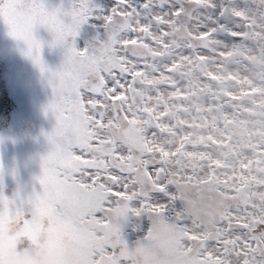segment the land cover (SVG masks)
<instances>
[{
    "label": "snow or ice",
    "instance_id": "6c2138e0",
    "mask_svg": "<svg viewBox=\"0 0 264 264\" xmlns=\"http://www.w3.org/2000/svg\"><path fill=\"white\" fill-rule=\"evenodd\" d=\"M190 2L212 7L210 0ZM139 15L128 0H117L107 15L91 0L68 11H48L42 0H0V17L42 73L48 70L34 29L48 28L55 45L70 44L61 69L48 74L56 127L40 189L27 198L0 192V218L10 209L21 233L13 251L0 250V264L37 257L40 264H264V23L233 33L257 41L258 52L220 51L215 66L185 55L160 70L155 61L172 54L169 38L183 31L185 13L155 17L164 26L159 34ZM90 20L108 38L78 50L76 37ZM211 36L191 39L207 47ZM234 60L247 65L246 75L228 69ZM191 184L214 185L228 207L209 213L207 224L185 209L169 218L181 186ZM171 185L167 204L151 202L149 192ZM133 201L140 206L130 207ZM130 214L152 219L132 250L122 237ZM42 217L53 236L46 253L29 233Z\"/></svg>",
    "mask_w": 264,
    "mask_h": 264
},
{
    "label": "rangeland",
    "instance_id": "374dc122",
    "mask_svg": "<svg viewBox=\"0 0 264 264\" xmlns=\"http://www.w3.org/2000/svg\"><path fill=\"white\" fill-rule=\"evenodd\" d=\"M48 11L62 9L68 11L79 0H42ZM100 0H91L94 9H101ZM210 0L212 7L197 8L190 0H151L150 10L153 17H170L177 10H183L185 15L180 18L181 33L169 38L175 47L170 56L155 61L156 66L163 70L174 59L180 56L202 55L209 59L210 66H215L220 51H236L232 41V31H239L243 21L252 20L261 24L258 12L264 14V0ZM149 0H135V9L140 13L138 19L142 24L150 26L154 34L164 30V26L154 20H146L144 5ZM103 14H109V3H104ZM131 6V5H130ZM239 12L241 18L236 20ZM150 18V15H149ZM100 21H89L81 26L76 37L77 49L84 50L85 44L97 39L106 41L108 36L103 29L95 26ZM101 24V22L99 23ZM215 30V31H213ZM212 32L210 43L205 47L191 39V34ZM34 36L43 44L41 58L48 72H41L33 57L28 54V46L23 40L11 35V29L0 17V192L12 199L19 194L23 198L32 195L33 190H39L38 178L42 175L43 159L53 150L54 145L49 136L54 132L56 120L49 105L53 100L52 88L48 81V74L61 69L70 44L55 45L54 34L44 26L34 29ZM216 37V38H215ZM81 40L84 43L81 45ZM251 40V39H250ZM256 43L251 40V43ZM256 46V45H255ZM252 47V46H251ZM252 51V50H251ZM34 55V53H33ZM243 61L234 60L227 67L230 71L240 75L247 74V68L239 67ZM11 100V101H10ZM30 124L33 126L31 129ZM29 127V128H28ZM154 195L153 203L164 197L160 192H149ZM166 198V197H165ZM140 206L136 204L135 207ZM177 210H179L177 208ZM137 220L139 233L144 235L148 231L149 221L145 218ZM45 218L38 219L29 229V233L41 253H46L53 246V236L44 226ZM128 221H122V237L130 250L138 242L133 241V234ZM171 222V220H169ZM15 220L11 210H6L0 218V250L11 252L15 248V241L21 233L15 231ZM43 231V236L40 232ZM27 264H40L39 258L30 259Z\"/></svg>",
    "mask_w": 264,
    "mask_h": 264
},
{
    "label": "clouds",
    "instance_id": "9594fccd",
    "mask_svg": "<svg viewBox=\"0 0 264 264\" xmlns=\"http://www.w3.org/2000/svg\"><path fill=\"white\" fill-rule=\"evenodd\" d=\"M180 194L185 211L206 224L212 220L209 213L223 212L229 205V202L222 200L214 185H182ZM261 207L264 209V205Z\"/></svg>",
    "mask_w": 264,
    "mask_h": 264
},
{
    "label": "flooded vegetation",
    "instance_id": "af4514ba",
    "mask_svg": "<svg viewBox=\"0 0 264 264\" xmlns=\"http://www.w3.org/2000/svg\"><path fill=\"white\" fill-rule=\"evenodd\" d=\"M99 1V0H98ZM134 1L135 0H128V3H129V5H131V7L132 8H134L135 7V5H134ZM109 3L110 5H112L110 8H109V14H110V12H111V9L113 8V7H115L116 6V3H117V0H100V4H101V9H95L96 11H98V12H100L101 10H103V4L104 3ZM151 8V7H150ZM145 11H147V9H145ZM91 22L93 21V20H90ZM100 23V22H99ZM95 24V26L97 25V26H99V27H101V29H103V32H104V34L106 35L107 34V31H106V29H104L103 27H102V24ZM81 45H83L84 43L82 42V40H81ZM88 46L85 44V49L87 48ZM78 50H81V48L80 49H78ZM30 126H31V129L29 130V131H32L34 128H33V126L30 124ZM29 128V127H28ZM168 194L167 195H165V196H163L164 197V199L163 200H160V201H158L159 202V204H161V203H164V204H167L168 203V201H169V198H170V196L171 195H173V194H175V192H176V188H175V186L174 185H171V186H168ZM166 189V190H167ZM163 194V193H162ZM154 195H152V197H153ZM151 197V198H152ZM166 197V198H165ZM140 202H138V201H133V202H131L130 203V207H132L133 205H136V204H139ZM177 208L179 209V210H177ZM183 209H184V207L182 206V201H176V202H174L173 203V205H172V208L166 213V215L170 218V217H172V216H174V214L176 213V212H181V211H183ZM143 217H144V215H143ZM131 221V223L133 224L131 227H130V231L132 232L131 234H133V241H141V240H143L142 238V236L140 235V236H138L139 235V224H137V222H135V221H137V220H140V218H138L137 216H135L134 214H130L129 215V217H128V219L126 220V221ZM127 225H128V222H127ZM44 234H43V231H41L40 232V236H43Z\"/></svg>",
    "mask_w": 264,
    "mask_h": 264
},
{
    "label": "trees",
    "instance_id": "16d2710c",
    "mask_svg": "<svg viewBox=\"0 0 264 264\" xmlns=\"http://www.w3.org/2000/svg\"><path fill=\"white\" fill-rule=\"evenodd\" d=\"M230 4H233L232 0L230 2ZM264 4L263 2L261 3V5ZM259 16V19L258 20H261V23H264V14H261V12H258L257 13ZM235 18L236 20L241 18L240 16H237L235 14ZM252 22V20H249V21H243V24H242V27L239 28V31H232V41H233V46L236 48V51H240V50H248V51H251V50H255V51H259V48L262 47V45H260L257 41L256 43L254 44H249L251 43V40L250 39H245L243 38L241 35H233V33H244V32H247L248 31V24ZM212 36H213V33H212ZM216 38V37H215ZM256 45V46H255ZM252 46V47H251ZM239 67H242V68H247V65L243 62L240 63ZM255 89L252 90V92H254ZM246 95H250L252 94L251 92H248V93H245ZM236 97H234L235 99Z\"/></svg>",
    "mask_w": 264,
    "mask_h": 264
}]
</instances>
